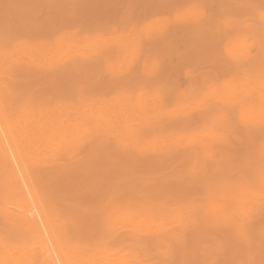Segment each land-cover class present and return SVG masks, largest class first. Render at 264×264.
<instances>
[{
  "label": "rangeland",
  "instance_id": "obj_1",
  "mask_svg": "<svg viewBox=\"0 0 264 264\" xmlns=\"http://www.w3.org/2000/svg\"><path fill=\"white\" fill-rule=\"evenodd\" d=\"M0 107L77 264H264V0H0Z\"/></svg>",
  "mask_w": 264,
  "mask_h": 264
},
{
  "label": "bare ground",
  "instance_id": "obj_2",
  "mask_svg": "<svg viewBox=\"0 0 264 264\" xmlns=\"http://www.w3.org/2000/svg\"><path fill=\"white\" fill-rule=\"evenodd\" d=\"M5 120L6 119L1 113V107H0V159L3 161L5 165V170L7 169V171L12 176L16 188L21 193V197L24 202V205H22L23 214L25 216V221L27 222V225L32 226V228L34 227L37 230V233L40 234L41 242L39 243V237H38V242L36 243L38 250L40 249V256L42 258L41 263L42 264H77L75 259L72 258L65 249V247H63L58 235L54 230V227L51 225L48 214L46 213L44 208H42V206L39 204V199L37 197L39 193H37L36 195L35 193L36 189L33 188L34 186H32L34 182L31 183V179H30L31 171L29 170L30 171L29 172L26 169L24 156L21 153L19 147L17 146L16 141L14 140L10 126L5 122ZM23 214L22 217L24 218ZM1 251H2V246H1ZM1 258L3 259V257H0V260ZM2 261H7V257L5 258V260ZM9 261L12 262V260L10 259ZM11 264H13V262Z\"/></svg>",
  "mask_w": 264,
  "mask_h": 264
}]
</instances>
